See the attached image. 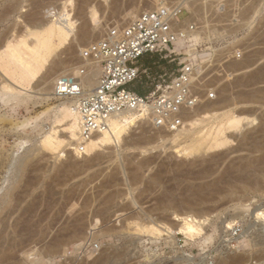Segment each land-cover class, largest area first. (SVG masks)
<instances>
[{
	"label": "rangeland",
	"instance_id": "rangeland-1",
	"mask_svg": "<svg viewBox=\"0 0 264 264\" xmlns=\"http://www.w3.org/2000/svg\"><path fill=\"white\" fill-rule=\"evenodd\" d=\"M159 1L165 0H0V237L4 236L0 264H27L33 258L35 264H264V216L256 214L264 211V0H228L224 8H196L206 33L200 53L219 55L214 71L220 75L215 72L212 77L213 70L207 73V87L215 88L216 99H204L190 110L177 128L180 131L156 128L146 118L129 128L120 141L90 153H75L66 145L71 134L68 120L55 121L54 108L68 101L55 100L52 95L43 99L36 78L24 86L13 75L14 67L7 64L3 46L16 43L38 26L41 20L34 21V11L45 19L51 17L48 11L59 15L67 8L75 21L78 37L59 48L57 57L51 56L65 60L53 80L62 72L87 65L81 49L108 28L131 22L124 23L120 17L133 6L140 14ZM99 26L104 27L102 33L94 35ZM83 32L92 35L80 41ZM146 56L144 65L152 66L155 75L164 69L177 71L184 55L173 62ZM150 82L144 81L146 89L152 87ZM6 84L22 92L16 97ZM130 87L140 85L135 82ZM226 115L240 117L241 122L225 130V145L210 147L206 139L193 152L183 150L202 131L218 127ZM52 126L54 136L64 140L57 150L43 144ZM174 132L178 133L176 140ZM187 216L194 218L200 230L195 237L176 229ZM9 222L18 225L13 226L16 231H11ZM75 224L78 234L72 231ZM149 224L172 233L151 235ZM6 243L14 244L8 247Z\"/></svg>",
	"mask_w": 264,
	"mask_h": 264
},
{
	"label": "built area",
	"instance_id": "built-area-1",
	"mask_svg": "<svg viewBox=\"0 0 264 264\" xmlns=\"http://www.w3.org/2000/svg\"><path fill=\"white\" fill-rule=\"evenodd\" d=\"M227 1H164L144 9L125 26L108 28L101 38L83 48L82 60L95 63L99 69L96 85L86 88L88 66L81 64L74 71L59 74L52 90L53 99L72 102L81 115L83 140L107 130L112 117L143 108L153 126L176 130L204 99H216L217 92L207 87L205 77L218 68L219 55L200 53L205 29L196 17V8H224ZM146 55H158L168 62L179 58L180 67L153 75L150 67L140 64ZM142 75L152 86L145 93L130 87Z\"/></svg>",
	"mask_w": 264,
	"mask_h": 264
},
{
	"label": "bare ground",
	"instance_id": "bare-ground-1",
	"mask_svg": "<svg viewBox=\"0 0 264 264\" xmlns=\"http://www.w3.org/2000/svg\"><path fill=\"white\" fill-rule=\"evenodd\" d=\"M37 1V0H36ZM149 1V0H148ZM153 0H151V2H152ZM166 1V0H165ZM16 2H18V1H16ZM38 2H39V0H38ZM41 2V1H40ZM155 2H156V0H155ZM147 3V2H146ZM35 4H37V3H35ZM38 4H40V3H38ZM116 4V3H115ZM156 4V3H155ZM163 4V2H160L159 1V3L157 4V5H162ZM40 5H42V4H40ZM39 5V6H40ZM147 5V4H146ZM153 5H154V3H153ZM35 6H37V5H35ZM66 6V5H65ZM228 6H229V4H228ZM115 7V6H114ZM38 8V7H37ZM65 9V8H64ZM198 9V8H197ZM35 10H37V9H35ZM216 10V9H215ZM34 11V10H33ZM39 11H40V9H39ZM42 11V10H41ZM138 8L137 7H134L133 6V8H131V10L129 11V12H125L126 14H124V15H122V17H120V19H122L123 21H124V23H127V22H129L130 20H132V19H134V18H136L139 14H138ZM32 12V11H31ZM35 12V14H34V21L37 19V20H41L39 23H38V26L37 27H31V29H29V31H27V33H26V35H24V37H22L21 39H19L16 43H15V40L14 41H12V42H14V43H10V42H8L7 44H5L3 47H5V49L3 48V52L4 53H6V57L5 56H2V57H5L6 58V60L8 61V65L9 66H13L14 67V69L13 70H15L14 72V76L17 78V80L22 84V85H24V86H30V84L33 82V80L36 78L37 79V85L38 86H41L40 88H39V90L41 91V93H40V95H42V98L43 99H46V100H49L50 98H51V95H52V91L50 92V90L52 89V84H54V83H52V81L53 80H55V79H51V77H52V75H54V73L57 71V70H59V68L60 67H63L62 65H63V63H64V61H62L61 59H55V58H52L51 59V56L53 55V54H55V56L57 57V51H58V49L60 48V50H61V47H63V45L65 44L66 45V42L67 41H69L70 39L72 40L73 38H77L78 37V35H77V31H76V28H75V21L73 20V17L71 16V13H70V11H68V9L66 8L65 9V11H64V13L62 12H60L59 13V15H58V13L57 12H53V11H48V14H50V15H47V16H51V17H49V18H43V17H39V13H38V10L37 11H34ZM197 12V11H196ZM217 12V11H216ZM30 14V13H29ZM42 14V13H41ZM31 15V14H30ZM29 15V16H30ZM32 15H33V12H32ZM120 15V14H119ZM44 16V15H43ZM94 17V19H95V17H96V12L95 11H92L91 12V17ZM30 20V19H29ZM31 20H32V17H31ZM120 21V20H119ZM32 22V21H31ZM36 22V21H35ZM120 22H122V21H120ZM88 23V22H87ZM99 24V23H98ZM100 26H101V24H99ZM85 26V25H84ZM97 26V25H96ZM99 26V30L97 29L96 30V32L94 33V35H96V33L98 34V32H101L102 33V30L104 29V27H100ZM118 26H119V24H118ZM121 26V25H120ZM83 28V27H82ZM82 28H80L81 30H82ZM97 28V27H96ZM95 28V29H96ZM85 29V28H84ZM91 30H94V29H91ZM82 31H84V30H82ZM81 31V32H82ZM87 31V30H86ZM90 31V30H89ZM94 32V31H93ZM80 34V33H79ZM206 34V33H205ZM90 35H92V34H90L89 32H83V33H81V36H80V38L81 39H79L80 41H86V40H88V38H90ZM98 36V35H97ZM209 36V35H208ZM29 37H31L33 40L32 41H29ZM93 37V36H92ZM94 38H95V36H94ZM207 38V37H206ZM196 39H198V37H196ZM79 42V41H78ZM68 43V42H67ZM81 43V42H80ZM83 43H85V42H83ZM85 45V44H84ZM2 46V45H1ZM70 48V47H69ZM85 48V47H84ZM81 50H83V48L81 49ZM64 51V50H63ZM63 51H62V53H63ZM215 52V51H214ZM217 52V51H216ZM220 52V51H219ZM60 53V52H59ZM2 54V53H1ZM60 55V54H59ZM58 55V56H59ZM60 57V56H59ZM2 59V58H1ZM51 59V60H50ZM5 60V59H4ZM50 60V61H49ZM235 60V59H234ZM86 61H89V60H86ZM239 61H241L240 59H239ZM68 62V61H67ZM233 62V61H232ZM232 64V63H231ZM231 64H229V65H231ZM5 65V68H6V64H4ZM86 65V64H85ZM235 65V64H234ZM69 65H66L65 67H68ZM87 66H88V72H87V74L85 75V86H86V88H88V89H91V88H93L95 85H96V83H97V77H98V74H99V69H98V67H97V65L95 64V63H92V62H88L87 63ZM228 66V65H227ZM8 67V66H7ZM64 67V68H65ZM221 67H223V66H221ZM224 67H226V65L224 66ZM235 67V66H234ZM9 68H11V67H9ZM8 68V69H9ZM227 68V67H226ZM228 68H229V66H228ZM231 68V67H230ZM7 69V68H6ZM5 69V70H6ZM12 69V68H11ZM76 68H74L73 70H75ZM218 69V68H217ZM4 70V69H3ZM220 70H221V68H220ZM225 70V69H224ZM223 69H222V72L224 71ZM228 70V69H227ZM9 71V70H8ZM214 71V70H213ZM217 70H215L214 71V73H210L211 75L212 74H215V72H216ZM7 72V71H6ZM66 72V71H65ZM65 72H62V73H65ZM212 72V71H211ZM221 72V73H222ZM261 72V71H260ZM13 73V72H12ZM218 72H216V74H217ZM11 74V73H10ZM222 74H224V73H222ZM259 74V73H258ZM207 75V74H206ZM209 75V74H208ZM217 75H220V73L219 74H217ZM216 75V76H217ZM256 76H257V74H255ZM254 76V75H253ZM14 77V78H15ZM212 77H213V75H212ZM218 77V76H217ZM261 77V76H260ZM263 77V76H262ZM252 78V77H251ZM35 79V80H36ZM207 79H208V76H207ZM212 79V78H211ZM215 79V78H214ZM258 79V78H257ZM210 80V79H209ZM7 83V82H6ZM5 85V84H4ZM14 86V85H13ZM12 85L10 86V85H7L6 84V88H8V89H10V92L12 93V94H14L15 96H16V94H18V93H20V92H22L21 91V89H18L17 87H13ZM3 90L5 89L4 87L2 88ZM53 90V89H52ZM8 92V94H9V90H7ZM7 94V95H8ZM9 95H11V94H9ZM19 95V94H18ZM18 95L16 96V97H18ZM11 97L13 98V95H11ZM27 97H30V95H27ZM227 99V98H226ZM225 99V100H226ZM54 111H55V116H56V120L55 121H58L57 119L58 118H62V119H67L68 120V125H67V129L68 130H70L71 131V136L70 135H68L69 136V138H68V140H67V144L66 145H68L69 146V150L71 149L72 151H74L75 153H80L81 154V150H84L86 153H90V152H93V151H96V150H98V149H100V148H103V147H105V146H108V145H111L113 142H116V141H120L121 140V138L124 136V134L127 132V130L129 129V128H131L132 126H134V125H136V124H138V123H140L142 120H145L146 118H147V116H146V114H147V109H139V110H130V111H127V112H125V113H122V114H119V115H116V116H114V117H112L111 118V120H110V122H109V128L107 129V130H105V131H103V132H96V133H94L88 140H83V138H82V126H81V122H82V120H81V115L79 114V112L77 111V109L74 107V105H73V103L72 102H70V101H68V102H62V104L61 105H57L55 108H54ZM240 122H241V119H240V117H235V116H231V115H226V117H225V119L224 120H221L220 122H219V124H218V127H216L215 129H213L212 130V128L210 127L208 130H205V131H202V133L199 135V136H197V138L195 137V138H192L191 139V143H190V145H188V146H186V147H184V151H194L195 149H199L198 147H199V144H201L202 143V140H206L207 142V145L208 146H210V147H221V146H223V145H225V143H227V138H226V134H225V130L227 129V128H235V127H237L239 124H240ZM212 126V125H211ZM264 125H262V127H263ZM49 129V133H46V135H45V138L43 139V144H44V146H46V148H48L49 147V149L51 148V150L53 149H59V147L61 146V144L64 142V140H60L59 138H57L56 136H54V132H56V130H55V127L54 126H52V127H50V128H48ZM177 131H180V129H177ZM262 131V130H261ZM173 132V131H172ZM173 134V139L174 140H176V137H177V135H178V133H172ZM56 139V140H55ZM60 151H63V150H60ZM179 151H181V150H179ZM97 153V152H96ZM100 153V152H99ZM102 155V154H101ZM99 155H97V157H98ZM99 159V158H98ZM264 159V158H263ZM89 160V159H88ZM96 160V159H95ZM75 161V160H74ZM73 161V162H74ZM86 161H87V159H86ZM85 161V162H86ZM21 162V161H20ZM24 162V161H23ZM22 162V163H23ZM88 162V161H87ZM91 162H92V160H91ZM253 162V161H252ZM251 162V164H253ZM259 162H262V165H263V161H259ZM26 163V162H25ZM89 163V162H88ZM72 165H73V163H71ZM77 164H79V162L77 163ZM249 164V163H248ZM259 164H261V163H259ZM258 164V165H259ZM89 165V164H88ZM258 165H257V167H258ZM24 166V165H23ZM76 166V165H75ZM75 166H74V168H75ZM78 166V165H77ZM250 166H252V165H249V166H247V167H250ZM26 167H27V165H26ZM29 167V166H28ZM69 167V166H68ZM260 167V166H259ZM263 167H264V165H263ZM78 168V167H77ZM250 168H252V167H250ZM262 168V167H261ZM251 170V169H250ZM249 170V171H250ZM253 170V169H252ZM259 170V169H258ZM257 170V171H258ZM262 170V169H261ZM264 170V169H263ZM256 171V170H255ZM256 171V172H257ZM253 172V171H252ZM259 172V171H258ZM254 173V172H253ZM261 173V172H260ZM61 174V173H60ZM229 174V173H228ZM62 175V174H61ZM252 176H253V174H252ZM257 175H255L254 177H256ZM262 176V175H261ZM264 176V175H263ZM262 176V177H263ZM58 177V176H57ZM60 177H62V176H60ZM258 177H259V175H258ZM249 178V177H248ZM250 178H253V177H251L250 176ZM249 178V179H250ZM57 179V178H56ZM60 179H62V178H60ZM247 179V178H246ZM254 179V178H253ZM252 179V180H253ZM255 179H257V178H255ZM259 179V178H258ZM34 180V179H33ZM55 180V179H54ZM36 181V180H35ZM59 181V180H58ZM255 181V180H254ZM39 183L41 182V181H38ZM45 182V181H44ZM258 182V181H257ZM36 183V182H35ZM46 183H48L47 181H46ZM38 184V183H37ZM210 184V183H209ZM213 184H215V183H213ZM213 184L211 185L212 187L211 188H213L214 186H213ZM17 185V184H16ZM35 185V184H34ZM42 185H43V183H42ZM62 185V184H61ZM201 185V184H200ZM204 185V184H203ZM208 184H206V186H207ZM216 185V184H215ZM14 186V185H13ZM31 186H32V184H31ZM43 186H45V185H43ZM47 186H49V185H47ZM17 187V186H16ZM204 187L205 186H203V189H204ZM51 188H53V187H51ZM75 188V187H74ZM78 188V187H77ZM207 188V187H206ZM208 188H210V185H209V187ZM207 188V189H208ZM38 189V188H37ZM40 189V188H39ZM42 189V188H41ZM46 189V188H45ZM70 189V188H69ZM68 189V190H69ZM207 189H205L204 191H206ZM71 190V189H70ZM210 190V189H209ZM28 191V190H27ZM38 191V190H37ZM46 191V190H45ZM31 192V191H30ZM35 192V191H34ZM48 192V191H47ZM55 192H56V190H55ZM69 192V191H68ZM75 191H73V192H71V193H74ZM77 192V191H76ZM75 192V193H76ZM201 193H202V191H201ZM41 194V193H40ZM53 194V193H52ZM51 194V195H52ZM58 194V193H57ZM36 196V195H35ZM200 197V196H199ZM34 198V197H33ZM36 198V197H35ZM35 198H34V200H35ZM38 198V197H37ZM47 198V197H46ZM201 198H203V197H201ZM200 198V199H201ZM53 199V198H52ZM6 202V201H5ZM14 202V201H13ZM32 202V201H31ZM30 202V203H31ZM42 202V201H41ZM7 203H8V200H7ZM10 203V202H9ZM15 203H17V202H15ZM27 203V202H26ZM17 204H19V203H17ZM34 204V203H33ZM36 204V203H35ZM41 204V203H40ZM47 204H49V203H47ZM13 205V204H12ZM20 205V204H19ZM31 205V204H30ZM14 206V205H13ZM33 206V205H32ZM32 206H31V208H32ZM42 206V205H41ZM8 207V205L6 206V208ZM11 207V206H10ZM23 207H26V208H29V207H27V205L25 206H23ZM35 207V206H34ZM12 209H13V207H11ZM11 208L9 209V207H8V209L9 210H11ZM18 208V207H17ZM21 208V207H20ZM31 208H29V209H31ZM34 209V208H33ZM22 210V209H21ZM26 210V209H25ZM6 211V210H5ZM4 211V212H5ZM20 211V210H19ZM27 211V210H26ZM104 211V210H103ZM4 212H3V215L5 216V214H4ZM22 212H24V211H22ZM21 212V213H22ZM33 212H35V211H33ZM106 212V211H105ZM1 214V213H0ZM9 214V212L7 211V213H6V215H8ZM10 214L12 215V212H10ZM26 214V213H25ZM34 214V213H33ZM258 216L257 217H259V216H264V211L262 212V211H258L257 213H256ZM3 215H1V216H3ZM13 215H14V213H13ZM13 215L12 216H10V217H13ZM17 215H19V214H17ZM22 215V214H21ZM107 215V214H106ZM3 216V217H4ZM25 216V215H24ZM23 216V217H24ZM33 216V215H32ZM101 217V216H100ZM1 218V217H0ZM6 218H7V216H6ZM15 218V217H14ZM16 218H18V217H16ZM26 217H24V219H25ZM31 218V217H30ZM40 218V217H39ZM183 218V217H182ZM13 219V218H12ZM7 220H10L11 221V219H7ZM18 220V219H17ZM36 220V219H35ZM42 220V219H41ZM41 220H39V221H41ZM183 223L181 224V225H177V228L176 229H178L179 231H182V233L184 232V233H186V234H189L188 236H190L191 235V237L192 236H194V235H197L198 233H199V228L196 226V224L193 222L194 221V218H190V217H184L183 218ZM1 221V220H0ZM2 221H6L5 220V218H4V220L2 219ZM16 223H17V221H16V219L14 220ZM20 221V220H19ZM31 221V220H30ZM34 221V220H33ZM82 221H84V220H82ZM82 221H80V222H82ZM86 221H88V220H86ZM20 222H22V221H20ZM13 223V222H12ZM26 223V222H25ZM33 223V222H32ZM38 223V222H37ZM78 223V222H77ZM3 225H4V223H2ZM10 224V225H9ZM9 226H11L13 229H11V227H10V229H11V231L13 230V231H16L15 229H14V227L16 228V226H18V225H16L15 224V226H14V224H13V226L11 225V223L9 222ZM24 224V223H23ZM30 224V223H29ZM35 224V223H34ZM40 224H42V222L40 223ZM83 224H84V222H83ZM90 224V223H89ZM165 224V223H164ZM163 224V225H164ZM180 224V223H179ZM21 225V224H20ZM26 225H28V223L26 224ZM31 225V224H30ZM79 225V224H78ZM86 225V224H85ZM150 225V224H149ZM166 225V224H165ZM229 225V224H228ZM0 226H1V224H0ZM36 226V225H35ZM87 226V225H86ZM89 226V225H88ZM151 227L149 228V232L151 233V235H152V233L153 234H157V236H158V234L160 235V234H164L165 232H162V229L160 228L161 227V225H159V226H155V225H150ZM166 226H168V225H166ZM165 226V227H166ZM230 226V225H229ZM2 227V226H1ZM4 227H5V225H4ZM26 227V226H25ZM75 227H76V224H75V226L73 227L74 228V230L72 229V231L74 232V231H76V229H75ZM77 227H79V226H77ZM82 228H83V226H81ZM169 227V226H168ZM167 227V228H168ZM3 228V227H2ZM1 228V229H2ZM6 228V227H5ZM8 229H9V227H7ZM31 228V227H30ZM29 228V229H30ZM145 228V227H144ZM166 228V229H167ZM20 229H21V226H20ZM29 229H27V230H29ZM34 230H35V228H33ZM38 229V228H37ZM79 229V228H78ZM169 230H171L172 232L174 231L175 232V230H173V229H171V227H169L168 228ZM4 230V229H3ZM23 230V229H22ZM22 230H20V231H22ZM24 230H26L25 228H24ZM81 230V229H80ZM86 230V229H85ZM178 230H176V232H178ZM7 231V230H6ZM10 231V232H11ZM29 231H31V230H29ZM78 231V230H77ZM76 231V232H77ZM163 231H165V230H163ZM3 232V231H2ZM9 232V233H10ZM19 232V231H18ZM17 232V233H18ZM27 232V231H26ZM72 232V233H73ZM147 232V231H146ZM148 232V233H149ZM171 232V233H172ZM0 233H1V231H0ZM6 233H8V232H6ZM9 233H8V235H9ZM15 233V232H14ZM14 233H13V236L12 237H14ZM23 233V232H22ZM22 233H18L19 235L20 234H22ZM29 233V232H28ZM32 233V232H31ZM167 234H171V233H169V231L167 230V232H166ZM165 233V234H166ZM1 234H3V233H1ZM0 234V235H1ZM25 234H27V233H25ZM35 234V233H34ZM40 233H39V231H38V235H39ZM69 234H71L70 233V231H69ZM68 234V235H69ZM74 234H76V233H74ZM77 234H78V232H77ZM81 234V233H80ZM80 234H79V236H80ZM4 235L6 236V234H5V230H4ZM17 235V234H16ZM30 235V234H29ZM3 236V235H2ZM79 236H76V237H79ZM148 236H149V234H148ZM11 237V238H12ZM32 237V236H31ZM35 237V236H34ZM40 237V236H39ZM70 237H72L73 238V236H67V239L68 238H70ZM74 237H75V235H74ZM195 237V236H194ZM2 238H4V236L2 237ZM1 237H0V239H2ZM10 238V237H9ZM19 238H21V237H19ZM24 238V237H23ZM37 238V237H36ZM6 239V238H5ZM3 240V239H2ZM17 240V239H16ZM15 240V241H16ZM34 240V239H33ZM78 240H80V238L78 239ZM77 240V241H78ZM91 240H93V239H91ZM6 241H7V239H6ZM8 241H9V239H8ZM10 241H12V239L10 240ZM26 241V240H25ZM24 241V242H25ZM28 241V240H27ZM32 241V240H31ZM56 241H58L59 242V240L57 239ZM57 242V243H58ZM81 242V241H80ZM79 242V243H80ZM84 242V241H83ZM9 243V242H8ZM22 243H23V240H22ZM56 243V242H55ZM54 243V244H55ZM56 243V244H57ZM1 244V243H0ZM5 244V243H4ZM14 243H12V245H13ZM17 244V243H16ZM21 244V243H20ZM59 244V243H58ZM76 244V243H75ZM78 244V243H77ZM84 244V243H83ZM2 245V244H1ZM6 245H7V243H6ZM9 245H11V243L9 244ZM9 245H7L8 247H9ZM11 245V246H12ZM2 246H4V245H2ZM6 246V247H7ZM15 246V245H14ZM17 246H19V242H18V244H17ZM57 246V245H56ZM79 246V245H78ZM80 246H81V244H80ZM13 247V246H12ZM53 248V247H52ZM0 249H3V247L2 248H0ZM54 249V248H53ZM57 249V248H56ZM55 250V249H54ZM49 257V256H48ZM52 257V256H51ZM104 257V256H103ZM51 259V258H50ZM50 261V260H49ZM27 264H35V261H34V258L33 259H31L30 261H27L26 262Z\"/></svg>",
	"mask_w": 264,
	"mask_h": 264
},
{
	"label": "crops",
	"instance_id": "crops-1",
	"mask_svg": "<svg viewBox=\"0 0 264 264\" xmlns=\"http://www.w3.org/2000/svg\"><path fill=\"white\" fill-rule=\"evenodd\" d=\"M145 60L143 61V65L142 66H145L144 64H146L147 63V61H148V59H149V56H145ZM163 68V67H162ZM162 68H160V70L162 69ZM154 70H158V69H154ZM147 81V77L145 76V75H142L141 76V78L137 81V83H139V85L142 87V90L144 91V93L145 92H147L149 89H146V85H145V83H144V81Z\"/></svg>",
	"mask_w": 264,
	"mask_h": 264
},
{
	"label": "trees",
	"instance_id": "trees-1",
	"mask_svg": "<svg viewBox=\"0 0 264 264\" xmlns=\"http://www.w3.org/2000/svg\"><path fill=\"white\" fill-rule=\"evenodd\" d=\"M145 66H146V65H145ZM148 67L152 68V66H148ZM134 89H135V88H134ZM135 90L138 91L139 93H144V91L142 90V87H141V86L138 87V89L136 88Z\"/></svg>",
	"mask_w": 264,
	"mask_h": 264
}]
</instances>
